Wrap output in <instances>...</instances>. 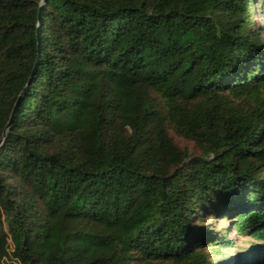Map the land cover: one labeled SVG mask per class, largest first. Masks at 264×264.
Returning <instances> with one entry per match:
<instances>
[{
	"label": "trees",
	"instance_id": "16d2710c",
	"mask_svg": "<svg viewBox=\"0 0 264 264\" xmlns=\"http://www.w3.org/2000/svg\"><path fill=\"white\" fill-rule=\"evenodd\" d=\"M262 1L0 0L17 264H264Z\"/></svg>",
	"mask_w": 264,
	"mask_h": 264
},
{
	"label": "rangeland",
	"instance_id": "374dc122",
	"mask_svg": "<svg viewBox=\"0 0 264 264\" xmlns=\"http://www.w3.org/2000/svg\"><path fill=\"white\" fill-rule=\"evenodd\" d=\"M261 7L264 8V0L262 1ZM259 25L260 27V33L259 35H263V31H262V27L264 28V17H262L259 20ZM171 136H173L174 141L181 147H188L189 149H193L192 148V143L181 138L178 137L176 135H174L173 133H171ZM224 222L226 226L229 225V221H223L222 219H210V223L213 225H218L220 226L221 223ZM229 236L231 238L235 239V243H237V247H247L248 243L245 236H241V237H237L236 238V234L234 232V230H231ZM0 264H17V261L15 259V255H14V247L11 243V241L9 239H4L0 245Z\"/></svg>",
	"mask_w": 264,
	"mask_h": 264
},
{
	"label": "water",
	"instance_id": "95a60500",
	"mask_svg": "<svg viewBox=\"0 0 264 264\" xmlns=\"http://www.w3.org/2000/svg\"><path fill=\"white\" fill-rule=\"evenodd\" d=\"M38 29H36V37H37V34H38ZM34 73L31 74L30 78L28 79L27 83H26V86L30 83V79L31 77L33 76Z\"/></svg>",
	"mask_w": 264,
	"mask_h": 264
}]
</instances>
